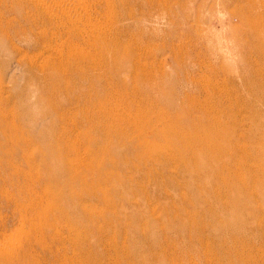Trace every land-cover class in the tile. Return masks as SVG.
I'll return each mask as SVG.
<instances>
[{
  "label": "rangeland",
  "instance_id": "rangeland-1",
  "mask_svg": "<svg viewBox=\"0 0 264 264\" xmlns=\"http://www.w3.org/2000/svg\"><path fill=\"white\" fill-rule=\"evenodd\" d=\"M0 264H264V0H0Z\"/></svg>",
  "mask_w": 264,
  "mask_h": 264
}]
</instances>
